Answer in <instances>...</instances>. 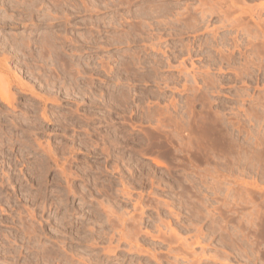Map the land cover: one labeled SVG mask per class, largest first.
<instances>
[{
    "label": "rangeland",
    "instance_id": "1",
    "mask_svg": "<svg viewBox=\"0 0 264 264\" xmlns=\"http://www.w3.org/2000/svg\"><path fill=\"white\" fill-rule=\"evenodd\" d=\"M203 2L0 0V264H264V0Z\"/></svg>",
    "mask_w": 264,
    "mask_h": 264
},
{
    "label": "bare ground",
    "instance_id": "2",
    "mask_svg": "<svg viewBox=\"0 0 264 264\" xmlns=\"http://www.w3.org/2000/svg\"><path fill=\"white\" fill-rule=\"evenodd\" d=\"M200 3H201V1H199V4H200ZM202 3H203V4H206V2H203V0H202ZM199 4H198V5H199ZM198 5H197V7H198ZM201 6H202V4H201ZM201 6H199V7H201ZM203 6H204V5H203ZM203 6H202V8H198V9L200 10V11H199L200 14H199L198 17L193 18V17H195V16H193L192 13H191V16H193V17L190 18L189 20L193 19V20L197 21V23H196L195 26H194L195 29H197V28L200 26V24L203 23L204 21L206 22V21L209 20V19L207 18V14L205 13L206 10L203 9V8H204ZM151 8H152V7H151ZM184 9L186 10V8H184ZM187 9H188V7H187ZM209 9H211L210 6H209ZM212 9H214V8H212ZM151 10H152V9H151ZM188 11H189V10H188ZM194 11H195V9H194ZM197 11H198V10L196 9V12H197ZM209 11L211 12V10H209ZM214 11H215V10H214ZM216 11H217V10H216ZM226 11H227V10H226ZM226 11H225V12L222 11L225 15L221 13L224 17H226V13H227V15H228V12H226ZM149 12H150V11H149ZM183 12H184V11H183ZM190 12H191V10H190ZM206 12H207V11H206ZM219 12H220V11H219ZM185 13H186V12H185ZM185 13H184V14H185ZM193 13H194V12H193ZM215 13H216V12H215ZM184 14H183V15H184ZM186 14L189 15V13H186ZM186 14H185V17L188 18V16H186ZM213 14H214V13H213ZM216 14H217V13H216ZM181 15H182V14H181ZM222 15H220V16H222ZM249 15H251V14H249ZM177 16H178V15H177ZM208 16L211 17V16H212V13L208 14ZM217 16H219V14H217ZM220 16H219V18H220ZM223 16H222V17H223ZM153 17H154V16H153ZM252 17H253V16H252ZM258 17H259V15H258ZM182 18H183V17H182ZM182 18H180V20H181ZM206 18H207L208 20H206ZM178 19H179V18H178ZM211 19H212V18H211ZM221 19H223V18H221ZM225 19H226V18H225ZM228 19H229V17H228ZM228 19H227V20H228ZM157 20H158V19H157ZM229 20H230V19H229ZM176 21H177V20H176ZM176 21H174V22H176ZM222 21H224V20H222ZM232 21H233V20H232ZM234 21H235V20H234ZM164 22H165V21H164ZM178 22H179V20H178ZM183 22H184V21H183ZM208 22H209V21H208ZM230 22H231V20H230ZM193 23H195V22L193 21ZM172 24H173V22H172ZM175 24H176V23H175ZM179 24H180V22H179ZM206 24H207V22H206ZM208 24H209V23H208ZM173 25H174V24H173ZM173 25H172V27L175 26V25H174V26H173ZM229 25H230V24H229ZM233 25H234V24H233ZM243 25H244V24H243ZM245 25H246V24H245ZM176 26H179V25H176ZM176 26H175V27H176ZM187 26H189V25H187ZM203 26H204V25H203ZM205 26H206V25H205ZM231 26H232V25H231ZM261 26L263 27V24H262ZM156 27H158V26H156ZM175 27H174V28H175ZM201 27H202V26H201ZM201 27H199V28H201ZM180 28H182V27H180ZM184 28H185V27H184ZM188 28H189V27H188ZM194 28H193V29H194ZM199 28H198V29H199ZM177 29H178V27H177ZM186 29H187V28H186ZM216 29H217V28H216ZM263 29H264V28H263ZM173 30H174V29H173ZM199 30H200V29H199ZM201 30H202V29H201ZM217 30H218V29H217ZM217 30H215V32H216ZM176 31H177V30H176ZM179 31H180V29H178V32H177L178 34L175 33V34L178 35V36L180 35V34H179V33H180ZM186 31H187V30H186ZM186 31H185V32H186ZM174 32H175V31H174ZM174 32H173V33H174ZM185 32L183 33L182 30H181V33H182V34H185ZM188 32H189V31H188ZM209 32H210V30H209ZM213 32H214V31H213ZM206 33H207V32H206ZM211 33H212V31H211ZM212 34H214V33H212ZM210 35H211V34H210ZM215 35H216V34H215ZM179 37H180V36H179ZM212 37H213V35H212ZM224 37H225V36H224ZM10 95H11V94H10ZM0 98H1V99H8V98H9V95H8V93H5L4 90H0ZM138 203H139V201H138ZM135 209H136V207H135ZM130 218H131V216H130ZM130 218L128 217L127 219H130ZM131 219H132V218H131ZM120 220H121V219H120ZM123 220H124V219H123ZM133 220H134V219H133ZM133 220H131V222H132ZM134 222H135V221H134ZM122 223H123V221H122ZM132 224H133V223H132ZM123 225H124V224H123ZM135 227H136V225H134V228H135ZM134 230H135V229H134ZM121 234H123V232H122ZM160 234H161V233H160ZM124 235H125V234H124ZM120 237H121V236H120ZM122 237H123V236H122ZM164 240H165V238H164L162 241H164ZM162 241H161V242H162Z\"/></svg>",
    "mask_w": 264,
    "mask_h": 264
}]
</instances>
